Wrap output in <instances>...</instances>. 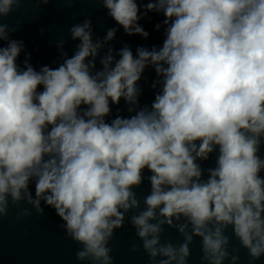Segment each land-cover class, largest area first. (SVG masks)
<instances>
[{
	"label": "clouds",
	"instance_id": "clouds-1",
	"mask_svg": "<svg viewBox=\"0 0 264 264\" xmlns=\"http://www.w3.org/2000/svg\"><path fill=\"white\" fill-rule=\"evenodd\" d=\"M95 2L129 36L147 38L139 21L162 13L163 46L101 56L118 29L94 41L89 17L70 28L79 43L55 68L21 67L22 41L0 47V219L10 206L17 220L53 209L89 264H114L110 241L134 209L128 222L142 245L132 251L142 246L150 264H188L195 237L202 264H239L229 231L251 261L264 257V0H149L143 16L139 0ZM14 6L22 0H0V40ZM149 66L161 90L137 110ZM122 99L134 114L109 122ZM217 150L205 177L197 161ZM146 169L141 209L134 189ZM165 225L178 228L179 245L161 243Z\"/></svg>",
	"mask_w": 264,
	"mask_h": 264
},
{
	"label": "water",
	"instance_id": "water-1",
	"mask_svg": "<svg viewBox=\"0 0 264 264\" xmlns=\"http://www.w3.org/2000/svg\"><path fill=\"white\" fill-rule=\"evenodd\" d=\"M139 2L143 16V5L149 0H139ZM89 17L92 19L94 41L97 38L102 41L109 28L118 29L114 40L105 44L101 49V56L106 54L109 47L114 48V55H116L121 48L127 45L131 47L135 55L138 47L151 50L153 47L163 46L165 26L163 25L164 16L160 12H149L139 21V24L149 33V36L144 38L138 34L127 35L122 27L108 17L107 9L95 0H49L46 4L43 0H22V6L19 9L14 6L13 12L2 19L3 23L9 25L10 31L8 40H0V47H7L10 40L22 41L23 48L17 61L21 67L28 59L38 71L44 65L55 68L63 62L62 52L71 56L79 43V40L71 38L70 28L83 23ZM158 24L160 25L159 30L156 27ZM96 68H102L99 59L96 61ZM160 81L161 78L157 76L155 69L151 66L147 67L137 84L140 89L139 105L133 107L138 110L147 105L150 108L155 94L161 90ZM153 84L156 85L155 88ZM128 108L129 105L122 99L119 109L115 105L112 106V115L107 119L110 122L117 115L128 118L134 114L130 113ZM217 154L218 150L211 154L208 160L197 161L205 170V177L208 175L207 169L215 167ZM260 154L264 157V145H262ZM143 175V183L134 189L141 209L145 207L144 198L151 192V183L148 179L151 172L146 169ZM21 206L32 208L23 201ZM42 206L45 207V214L42 217L37 215L33 209L31 217L17 220L18 209L10 206L8 215L0 219V264H89L88 261H80L76 258L75 253L81 246L66 238L64 230L59 227L61 221L55 215L54 210L43 204ZM135 211L134 209L126 215L125 227L117 230L114 239L110 241L109 246L113 249L111 255L114 258V264H150L149 257L142 246L139 252L132 251L134 244L142 245V241L136 236L135 229L128 222V218ZM180 222H183V219ZM227 234L231 236L229 251L231 252L232 248L239 249V264H264V257L251 261L247 249L240 246L239 241L230 231ZM183 239L178 228L164 226L161 243L171 241L174 245H179ZM194 239L188 264H202L201 238L195 237ZM224 264H231V261L226 259Z\"/></svg>",
	"mask_w": 264,
	"mask_h": 264
}]
</instances>
